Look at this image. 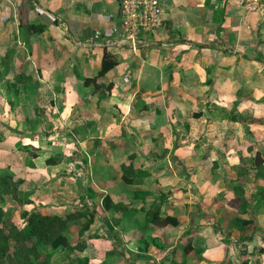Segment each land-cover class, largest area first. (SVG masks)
<instances>
[{
    "label": "crops",
    "instance_id": "crops-1",
    "mask_svg": "<svg viewBox=\"0 0 264 264\" xmlns=\"http://www.w3.org/2000/svg\"><path fill=\"white\" fill-rule=\"evenodd\" d=\"M160 1L134 51L120 0H0V206L82 213L42 264H264V8Z\"/></svg>",
    "mask_w": 264,
    "mask_h": 264
},
{
    "label": "rangeland",
    "instance_id": "rangeland-1",
    "mask_svg": "<svg viewBox=\"0 0 264 264\" xmlns=\"http://www.w3.org/2000/svg\"><path fill=\"white\" fill-rule=\"evenodd\" d=\"M5 96L7 97V99H10L9 92H5ZM4 118H6L7 127H10V125H13L14 127L19 126L22 129H24L23 122H24L25 116L21 110H19V112L16 110L14 114H9V115L6 114ZM56 128H58V125H55L52 127H48V126L40 127V129L42 130L45 129L46 131H57ZM61 128L63 129V127ZM46 141L47 140H45L44 138V139H41L40 141H34L32 143L27 141V143H30L29 145L33 147H38L39 145H41L42 151H49V147L46 144ZM53 142H54V145L56 146L59 143V141L57 140H54ZM16 143H17V140L7 143V146H9L8 149H13V147L15 149ZM22 143H24V140L22 141ZM51 143H48V144L51 145ZM15 177H17V175H15ZM8 213L3 214V216L0 215V233L2 232L4 236L3 239H0V264H35L37 263L38 257L35 258L34 253L31 252V249L37 246L34 243L35 241L33 240L34 241L33 242L34 244H33L31 241L24 240L21 231L25 226L23 227L22 222H14L12 215ZM14 217H17V218L23 217V213L21 212L20 208L16 210ZM38 249L41 253H43L44 248L42 244L38 245ZM39 261H43L42 256L40 257Z\"/></svg>",
    "mask_w": 264,
    "mask_h": 264
},
{
    "label": "built area",
    "instance_id": "built-area-1",
    "mask_svg": "<svg viewBox=\"0 0 264 264\" xmlns=\"http://www.w3.org/2000/svg\"><path fill=\"white\" fill-rule=\"evenodd\" d=\"M249 12H261L262 0H241ZM163 10L160 0H120V30L123 41L136 51L144 44L143 35L154 33L161 25Z\"/></svg>",
    "mask_w": 264,
    "mask_h": 264
},
{
    "label": "trees",
    "instance_id": "trees-1",
    "mask_svg": "<svg viewBox=\"0 0 264 264\" xmlns=\"http://www.w3.org/2000/svg\"><path fill=\"white\" fill-rule=\"evenodd\" d=\"M115 63L109 62L108 60V54H104V59L102 62V68L99 72V76H102L105 74L112 66H114ZM4 211L0 207V215L3 216ZM82 215L81 212H74L66 215L65 217L62 216H51V215H41L37 219H34L33 221L29 222L23 229H22V235L25 241H31L34 242L37 246L31 249V252L34 253L35 258L38 257V261L35 264H42L40 260V257L43 255L38 249L39 244L44 245V249H51L55 250L60 247H66L67 241L66 238L63 235V232L67 228V224L69 221L78 218ZM172 223L174 225H177L176 219L172 220ZM4 236L2 232L0 233V239H3ZM34 240V241H33ZM33 243V244H34Z\"/></svg>",
    "mask_w": 264,
    "mask_h": 264
}]
</instances>
